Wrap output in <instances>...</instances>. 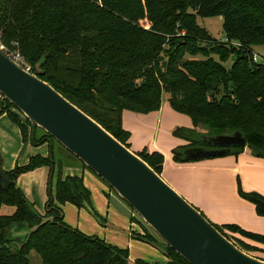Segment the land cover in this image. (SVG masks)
<instances>
[{
  "label": "trees",
  "instance_id": "16d2710c",
  "mask_svg": "<svg viewBox=\"0 0 264 264\" xmlns=\"http://www.w3.org/2000/svg\"><path fill=\"white\" fill-rule=\"evenodd\" d=\"M198 16L222 17L225 41L214 39L198 24ZM0 40L2 46L15 48L33 72L45 57L41 79L129 149L124 111H159L167 91L171 107L188 115L194 126L174 130V136L187 142L173 150L175 162H192L186 159L188 150H212V138L235 132L244 136L246 146L231 149L230 155L248 147L254 156L264 158V61H254L253 53L254 46L264 44V0H0ZM186 55L202 59L185 60ZM231 57L234 62L227 68L224 63ZM13 108L3 99L0 115L7 112L17 120ZM20 127L24 141L31 137L35 145L51 147L56 142L42 129L37 138L40 128L27 119ZM66 152L75 166L93 172ZM136 154L162 174V153ZM42 166L54 168L52 154L35 155L27 165L3 171L11 184L0 183V209L12 206L16 211L0 217V264H32L31 252L42 264H129L127 249L65 223L62 208L67 203L104 220L93 208L83 180L63 179L62 165L55 195L50 191L46 212H38L17 181ZM239 193L264 217V196L241 188ZM213 225L244 251L255 248L225 231L264 243V236L235 225ZM34 228L25 241L12 237L14 231ZM132 236L160 248L168 258L165 263L138 259L134 264H190L147 230Z\"/></svg>",
  "mask_w": 264,
  "mask_h": 264
},
{
  "label": "water",
  "instance_id": "95a60500",
  "mask_svg": "<svg viewBox=\"0 0 264 264\" xmlns=\"http://www.w3.org/2000/svg\"><path fill=\"white\" fill-rule=\"evenodd\" d=\"M44 62L45 57L35 72L29 73L0 50V94L34 127L45 131L98 175L188 263L264 264L223 235L135 152L42 80ZM211 141L214 149H190L187 161L230 155L231 149L246 146L239 132ZM3 171L0 165V183L8 186L11 182ZM35 229H13L12 237L25 241Z\"/></svg>",
  "mask_w": 264,
  "mask_h": 264
},
{
  "label": "rangeland",
  "instance_id": "374dc122",
  "mask_svg": "<svg viewBox=\"0 0 264 264\" xmlns=\"http://www.w3.org/2000/svg\"><path fill=\"white\" fill-rule=\"evenodd\" d=\"M197 21L200 26L206 28L210 32L214 39L225 41L222 17L201 18L198 16ZM0 47L9 57H15L18 54L15 48H6L2 46L1 40ZM253 53L260 59L258 62L264 61V44L254 46ZM191 59H202V57L186 55L185 60ZM233 62L234 58L231 57L224 63V66L229 68ZM22 65L32 67L25 59ZM169 96V93L164 91L159 111L151 112V114H153L152 116H149L150 113H138L137 115L139 116H136L138 117L136 119L137 121L133 124L130 123L131 129L129 127L127 131L130 133L129 143L131 150L135 153L143 150L162 153L164 156L162 177L173 187L175 186L180 189L175 185L178 182L185 188V190L183 189L182 193H180L181 196L203 212L211 223L221 228L224 225H235L246 232L264 236V217L259 216L255 206L248 200L242 198L239 193V189L241 188L246 193H257L264 196V158L254 156L255 158L250 160V158H246L239 154L186 163L175 162L173 150L179 146H184L181 145V143L185 140H177L178 138L173 134L174 131L171 132V130L174 127L192 129V127L190 128L189 126H193V121L188 115L176 112L171 107ZM3 99L4 97L0 94V108ZM11 112L16 116L17 120H12L7 112L0 115V142H2L3 157L6 159V172L14 170L17 166L27 165L30 159L35 155L46 158L50 157L52 154L55 164L54 168H57L58 171L60 165H62V168L63 165L69 167V165H67L70 164L68 161L69 159L65 160L62 157V151L71 158L72 156L69 155L57 141L53 143L52 147L50 143L35 145L31 137H29L27 141H24L20 123L26 124V119L15 108L11 109ZM156 119H158L157 125L153 122ZM42 135L43 131L37 129V138H40ZM185 145H187L186 142ZM42 152L47 153V156ZM31 154L33 155L32 157ZM223 165L225 166L222 171L217 172L216 169H214L216 166ZM233 165L239 168L240 172H233ZM47 167L48 166H42L30 172L39 169L45 170ZM50 169L52 170V167H50ZM110 190L113 195L119 197L115 191L112 189ZM133 213L139 216L134 210ZM141 223L144 225L145 230L162 242L142 219ZM225 232L230 238L234 236L239 241L254 247L257 251L261 249V251L258 252L252 250L248 253L264 258V243L236 233L232 234L228 231ZM165 257L167 258L166 255ZM167 261L162 260L160 263H165Z\"/></svg>",
  "mask_w": 264,
  "mask_h": 264
},
{
  "label": "crops",
  "instance_id": "0c3cea01",
  "mask_svg": "<svg viewBox=\"0 0 264 264\" xmlns=\"http://www.w3.org/2000/svg\"><path fill=\"white\" fill-rule=\"evenodd\" d=\"M137 114L138 113L129 110L124 111L123 127L125 130H129L130 123L133 124L137 121L136 119L138 117L136 116H139ZM152 115L153 114L151 113L149 114V116ZM153 122H155L157 125L158 119ZM189 127L193 128L194 126ZM176 128L174 127L171 132H173ZM179 139L180 138L177 140ZM180 141L184 140L181 139ZM185 142L186 141L181 143V145H185ZM1 143L2 142H0L1 167L5 171L7 168L6 159L3 157ZM43 154L47 156V153ZM32 156L33 155L31 154V157ZM241 156L250 158V160L255 158L252 154V151L248 147L244 149V152L241 153ZM62 157L65 160L69 159L68 161L70 163L67 164L69 167L63 165L61 171L63 179L67 177L81 178L85 187L91 193L93 208L104 220V223H101L96 218H94L87 208L79 209L76 206L67 203L62 208L64 212V221L66 224L73 228L79 229L82 233L88 236H97L108 244L120 249H127L129 251V264H134V262L138 259H142L150 263L168 260L160 248H155L152 245L139 241L132 236V234H143L145 229L144 225L141 223V218L133 213V209L125 201H123L120 197L113 195L108 185H106V183H104V181H102L96 174L88 169L75 166L74 159L63 153V151ZM225 165L216 166L214 169H216L217 172L222 171ZM59 171L57 168H53L51 170L48 166L45 168V170L39 169L34 172L23 174L18 178V186L24 191L27 199L35 205L40 214H44L46 212V204L49 199L50 191L53 195L56 193ZM232 171L240 172L239 168L235 167L234 165L232 167ZM175 185L180 189L175 186H170L174 188L179 194L182 193L183 189L185 190V188H183L178 182ZM15 211V207L3 206L0 209V217L11 216L15 213ZM258 251H261V249ZM258 251L256 250L255 252ZM252 256L264 261V258L262 257L255 255ZM30 261L32 264H42L40 257L35 252H31Z\"/></svg>",
  "mask_w": 264,
  "mask_h": 264
},
{
  "label": "built area",
  "instance_id": "2783aa9c",
  "mask_svg": "<svg viewBox=\"0 0 264 264\" xmlns=\"http://www.w3.org/2000/svg\"><path fill=\"white\" fill-rule=\"evenodd\" d=\"M18 54L15 57H9L7 56L13 63H15L18 67H20L21 69L29 72V73H33V69L32 67L29 66H23V57L19 54V52H17ZM254 61L258 62L260 59L257 57V55H254Z\"/></svg>",
  "mask_w": 264,
  "mask_h": 264
},
{
  "label": "flooded vegetation",
  "instance_id": "af4514ba",
  "mask_svg": "<svg viewBox=\"0 0 264 264\" xmlns=\"http://www.w3.org/2000/svg\"><path fill=\"white\" fill-rule=\"evenodd\" d=\"M234 241V240H233Z\"/></svg>",
  "mask_w": 264,
  "mask_h": 264
}]
</instances>
